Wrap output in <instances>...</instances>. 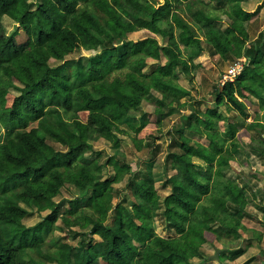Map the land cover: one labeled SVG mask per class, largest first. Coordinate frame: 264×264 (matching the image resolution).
I'll return each mask as SVG.
<instances>
[{
  "label": "trees",
  "instance_id": "16d2710c",
  "mask_svg": "<svg viewBox=\"0 0 264 264\" xmlns=\"http://www.w3.org/2000/svg\"><path fill=\"white\" fill-rule=\"evenodd\" d=\"M20 1L0 0V264H96L99 259L106 264H193L189 250L199 251L208 242L207 233L224 245L219 258L235 261L242 256L245 246L229 244L246 229L238 215L247 201L245 190L224 173L240 149L238 127L228 119L220 130L218 121L224 117L216 107L226 104L247 119L241 97L264 104L263 34L245 50L246 64L235 82L215 88L216 107H191L182 115L175 130L178 151L168 154L170 193L160 199L147 179L133 176L126 187L137 200L127 206L123 200L113 203L111 184L129 169L117 158L100 163L98 155L87 153L100 138L118 144L116 122L138 112L143 101L161 115L182 109L181 99L190 92L179 84V73L193 79L199 64L191 48L201 49V42L184 22L162 46L152 47V36L129 39L139 30L155 34L160 22H169L168 12L148 9L138 0H47L33 8H23ZM243 1L216 0L210 8L205 0H186L184 9L192 23L206 28L220 19L217 11L232 23L247 22L251 12ZM4 16L15 23L8 34L2 29ZM20 31L26 36L21 43L16 39ZM64 43L101 53L86 63L64 59L51 66L56 45ZM11 90L16 94L8 106L5 95ZM140 117L128 123L131 131L147 124L146 113ZM156 123L160 125L161 117ZM245 127L256 130L252 141L264 156V124L253 119ZM186 130L207 143L192 141ZM48 140L64 150L54 151ZM105 164H112L113 175L103 176ZM68 185L78 190L77 196L65 201L69 206L62 213L64 200L50 208ZM47 210L35 224H24L32 213ZM110 212V224L101 234L99 226ZM158 214L173 236L156 233ZM64 227L78 238L75 245L52 235ZM251 232L250 240L261 244L264 232ZM96 234L99 240L93 238ZM259 255L262 259L251 256L241 264H264V247Z\"/></svg>",
  "mask_w": 264,
  "mask_h": 264
},
{
  "label": "rangeland",
  "instance_id": "374dc122",
  "mask_svg": "<svg viewBox=\"0 0 264 264\" xmlns=\"http://www.w3.org/2000/svg\"><path fill=\"white\" fill-rule=\"evenodd\" d=\"M47 0H21L20 5L25 7H35L39 3H44ZM140 4L148 9L159 8L168 12L169 22L159 24V31L155 34L148 30H139L128 35L131 40H138L147 36H152L155 42L152 47L165 45L172 34L176 35L179 31V22H184L193 28L194 35L201 42V49L191 48L194 54V63L199 64L193 79L190 81L183 73H179V84L189 90L190 95L182 98L181 102H185L182 109L166 110V114H162L150 101H143L141 109L128 113L129 116L122 118L116 122L118 130H116L120 142L113 144L102 138L92 142L93 149L88 152V156H99L100 163H105L109 158H117L119 164H124V169L129 171L124 178L118 183L111 184L112 194L114 195L113 203L116 204L119 200H123L124 204L130 206L135 200L132 191L126 187L129 178L135 176L138 179H147L146 181L152 186L155 194L162 199L170 192L168 178L173 173L169 167L170 161L168 154L177 152L176 139L177 134L175 130L181 125L182 115L189 112L193 107L197 111H204L206 107H216L214 104L215 88L218 86L220 75L234 62L242 59L244 52L248 47L253 45L260 34L264 36V0H244L242 6L245 10L251 12V18L247 22H230L229 19L220 11L217 13L220 16L219 20L212 21L211 25L206 28H199L192 23L190 18L186 15L184 5L186 0H138ZM211 7L216 4V0H205ZM15 27V23L8 17L2 18V29L5 33H10ZM19 43L26 40L25 34L20 31L16 36ZM101 53V49L84 50L70 46L67 43L57 44L55 51L49 59L51 66H56L64 59H76L82 63H86L88 59L94 58ZM154 62V61H152ZM164 62V59L161 60ZM149 68V67H148ZM16 93L11 90L5 95L6 105H10L13 96ZM239 95V94H238ZM247 106L249 117L247 119L233 111L228 105L221 104L217 108L218 112L224 117L223 120L218 121V128L224 130L227 121H231L238 127L237 137L239 140V150L236 154L235 160H230L229 166L224 168V173L227 177L233 180L238 186L241 184L245 190L246 208L245 212H240L239 217L245 226V230H241L242 237L233 240L229 247L235 248L237 246H245V253L235 261H228L220 257L223 244L218 242L212 234L207 233L208 242L205 243L198 255L199 251L189 250L193 257V264H241L251 256H255L256 260H260V251L264 247V235L261 244L255 242L252 247L247 246L251 242L253 234L251 231L264 232V156L260 150L258 154L251 153L249 146L257 145L251 144L250 140L257 136L255 131H249L245 125L253 119L261 120L264 124V104H261L255 97L245 99L241 97ZM146 113L148 119L147 124L137 132L131 131L128 123H137L140 120V114ZM257 114V117L255 115ZM161 117V123L158 125L156 119ZM86 114L80 113V119L85 120ZM185 135L192 141H197L203 144L207 143L205 137L186 130ZM264 139V132L261 133ZM22 143L31 152L35 153V147L22 140ZM47 143L54 151L64 150V147L48 140ZM43 152V148H40ZM260 151V153H259ZM47 158L52 156V153L45 154ZM235 156V157H236ZM202 163L200 160L195 159ZM232 161L234 163H232ZM234 164V166H233ZM235 168L238 170H235ZM103 176L113 175L112 164H105L102 169ZM131 172V174H129ZM246 186V188H245ZM253 188V189H252ZM255 192V193H254ZM257 192V193H256ZM78 190L73 185L65 186L61 194L54 199V204H60V212L62 213L69 205L66 200L76 197ZM256 194V196H255ZM248 198V199H247ZM49 210L41 214L32 213L26 217L23 222L26 226H30L43 218ZM138 216L137 213H135ZM112 212H110L109 219L100 224L99 231L101 234L106 232L107 226L110 224ZM142 218H139L141 220ZM57 224L62 226L61 219L58 218ZM154 227L157 234L167 237L175 234L174 230H167L165 222L161 215L154 219ZM63 227V226H62ZM52 235L57 238L61 237L63 241L75 245L78 238L67 232L56 230ZM247 237L248 239H245ZM95 240L101 237L99 234L93 236ZM255 241V240H254ZM219 249L218 258H213L215 250ZM211 257L208 258V255ZM37 257L36 254H32ZM209 260H207V259ZM262 259V258H261ZM96 264H106L102 260H97Z\"/></svg>",
  "mask_w": 264,
  "mask_h": 264
},
{
  "label": "built area",
  "instance_id": "2783aa9c",
  "mask_svg": "<svg viewBox=\"0 0 264 264\" xmlns=\"http://www.w3.org/2000/svg\"><path fill=\"white\" fill-rule=\"evenodd\" d=\"M246 64V58H242L230 65L219 77L218 85L223 86L227 83H234L236 78L242 72L244 65Z\"/></svg>",
  "mask_w": 264,
  "mask_h": 264
},
{
  "label": "crops",
  "instance_id": "0c3cea01",
  "mask_svg": "<svg viewBox=\"0 0 264 264\" xmlns=\"http://www.w3.org/2000/svg\"><path fill=\"white\" fill-rule=\"evenodd\" d=\"M130 113H132V112H130ZM129 113V114H130ZM129 114H128V116H129ZM255 117H257V114L255 115ZM262 119H264V116L262 117ZM260 122H261V120H260ZM250 142H251V144H252V142H253V145H257L254 141H251L250 140ZM254 146H249V149L251 150V153H253V152H255L256 154H258V149L256 148V146H255V148H253ZM254 154V153H253ZM237 158V156L233 159V160H235ZM232 163H234L233 161H232ZM233 166H234V164H233ZM235 170H238V168L236 169L235 168ZM239 186H242L241 184L239 185ZM245 188H246V186H245ZM253 189V188H252ZM170 193V192H169ZM169 193H167L166 195H168ZM255 193V192H254ZM257 193V192H256ZM165 195V196H166ZM255 196H256V194H255ZM248 199V198H247ZM246 211V208H244V210H243V212H245ZM243 223V222H242ZM245 238H247V237H245ZM256 242V240L254 241H251V243H252V245H250V247H252L253 245H254V243ZM203 246H205V245H203ZM203 246L200 248V251H199V253H198V255L201 253V250H203V249H206L205 247L203 248ZM209 257H211V254H209L208 255V258ZM207 259V258H206ZM207 260H209V259H207ZM237 260V259H236ZM192 261H193V257H192ZM199 264H201V263H199Z\"/></svg>",
  "mask_w": 264,
  "mask_h": 264
},
{
  "label": "water",
  "instance_id": "95a60500",
  "mask_svg": "<svg viewBox=\"0 0 264 264\" xmlns=\"http://www.w3.org/2000/svg\"><path fill=\"white\" fill-rule=\"evenodd\" d=\"M219 249H216L215 250V253H214V255H213V258H218V253H219Z\"/></svg>",
  "mask_w": 264,
  "mask_h": 264
}]
</instances>
